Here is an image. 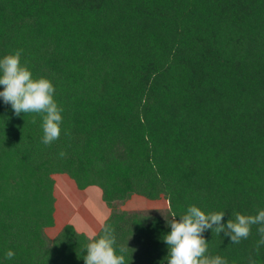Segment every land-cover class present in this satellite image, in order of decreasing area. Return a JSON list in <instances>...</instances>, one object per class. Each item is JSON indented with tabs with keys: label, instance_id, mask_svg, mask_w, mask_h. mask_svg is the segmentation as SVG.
I'll use <instances>...</instances> for the list:
<instances>
[{
	"label": "trees",
	"instance_id": "obj_1",
	"mask_svg": "<svg viewBox=\"0 0 264 264\" xmlns=\"http://www.w3.org/2000/svg\"><path fill=\"white\" fill-rule=\"evenodd\" d=\"M17 49L63 119L44 145L41 117L0 98V264H84L87 235L44 233L56 175L100 189L127 264H167V220L191 205L225 224L264 209V0H0V58ZM133 196L167 210L117 209ZM257 227L206 230L208 254L264 264Z\"/></svg>",
	"mask_w": 264,
	"mask_h": 264
},
{
	"label": "clouds",
	"instance_id": "obj_2",
	"mask_svg": "<svg viewBox=\"0 0 264 264\" xmlns=\"http://www.w3.org/2000/svg\"><path fill=\"white\" fill-rule=\"evenodd\" d=\"M22 49H17L12 54L0 58V98L5 104H10L14 115L21 113L35 114L32 123H36V116L42 120L43 135L41 142L50 145L59 139L62 123L63 108L54 99L55 87L52 82L44 77L33 78V74L26 64H21ZM65 155L63 151L59 154ZM225 212H210L205 214L199 207L191 205L186 213L176 219V214L167 220L171 231L163 236L168 252L167 264H229L227 259L219 255L208 254V242L203 233L211 229L217 235L223 232L230 237V242L238 244L242 239H247L251 234L253 225H257L260 239L256 249L264 246V209L255 215H242L235 213V219L222 222ZM101 234L93 233L85 249L84 264H127L124 253L129 249L126 245L120 248L117 254L115 248L116 238L114 229L106 222L101 223ZM15 253L8 250L5 259L14 258Z\"/></svg>",
	"mask_w": 264,
	"mask_h": 264
},
{
	"label": "rangeland",
	"instance_id": "obj_3",
	"mask_svg": "<svg viewBox=\"0 0 264 264\" xmlns=\"http://www.w3.org/2000/svg\"><path fill=\"white\" fill-rule=\"evenodd\" d=\"M55 180L54 197L55 212L54 226L45 229L44 233L49 239H53L66 224L88 237L101 228V223L108 217L110 210L101 200V191L98 187H88L80 191L74 182L65 175L53 176ZM117 209L127 212H148L155 211L165 213L167 202L161 198L156 201H149L142 197L133 196L131 199L117 206Z\"/></svg>",
	"mask_w": 264,
	"mask_h": 264
},
{
	"label": "crops",
	"instance_id": "obj_4",
	"mask_svg": "<svg viewBox=\"0 0 264 264\" xmlns=\"http://www.w3.org/2000/svg\"><path fill=\"white\" fill-rule=\"evenodd\" d=\"M105 221V220H104Z\"/></svg>",
	"mask_w": 264,
	"mask_h": 264
}]
</instances>
